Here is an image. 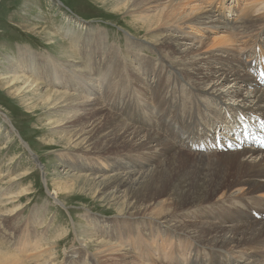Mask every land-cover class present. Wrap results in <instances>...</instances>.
<instances>
[{
    "label": "rangeland",
    "instance_id": "374dc122",
    "mask_svg": "<svg viewBox=\"0 0 264 264\" xmlns=\"http://www.w3.org/2000/svg\"><path fill=\"white\" fill-rule=\"evenodd\" d=\"M120 1L0 0V199H3V202H0V214L4 215L2 217L4 220H1L3 225L5 223L11 233H19L11 245L3 243L14 254L18 252V246H28L26 250L30 251L32 241L36 238L43 244L54 245L56 262L63 264H68L66 260L70 257L80 260L89 257L93 262L95 261V264H113L114 262V264H187L193 257L196 259L189 264H234L240 258H245L246 264H252L255 258L264 264V245L259 241L251 248L239 247L229 255H220L217 259L210 252L211 247L200 248L198 245L200 243L186 235L187 233L179 234L180 238L175 237L171 239L167 247L163 246L161 235H157L165 228L167 229L164 232H169L167 230H171L173 221L166 216L165 219H161L160 216L164 215H159V211L154 210H151L152 213L149 214L146 212V216L141 215L137 219L125 218L127 216H122L119 211L126 212L124 201L125 203L130 202L131 198L125 193H114V195L112 193L114 191L107 192L104 187L105 179L124 163L130 162L137 166L141 161L148 160V163L155 167L166 160L167 156L158 158L156 151L139 150L137 152L129 148L117 153L113 147L102 152L97 149L86 151L78 148L75 141L70 140L71 134L80 130L81 125L75 126L73 130L69 129L68 133L63 131L67 120L60 127H55L53 119L64 114V107L51 108L48 101L57 100V97L70 91L80 98L81 93H86L85 87L95 91L93 97H99L96 92L97 88H99V93L101 89L108 88L105 89L107 93L103 94L106 104L109 101L108 94L109 96L117 95L119 94L117 91H121L123 98L131 95L135 107L146 110L149 116L152 113L155 115L152 111L154 105L152 102L156 92L153 94L149 89L147 96L150 104L145 103L139 93L140 86L142 88L143 84H139L137 80L141 79L146 82V85H154L163 80L164 86L168 85L170 93L182 94L185 120L197 121L204 128L203 130L211 129L210 122L218 119V116L221 119L216 120L215 123L222 120L224 124L229 122L227 117L230 120L238 117L233 113L239 102L235 98L221 101L210 97L207 93L192 101L190 92L192 82L186 78L190 72H184L182 67V63H185L189 68L186 59L181 61L176 52L170 53L163 47L161 48V44L156 42L158 39L156 34L151 33L152 30L147 27H142L144 24L140 22V19L145 14H151L152 11L149 13L142 11V15L133 14L134 12L130 13L129 6H118ZM197 1L202 2L203 0ZM244 1L227 0L228 4L237 2L236 9L229 12L228 16L238 15L236 11L240 9L239 6L241 8L245 6ZM203 2L211 4L212 0ZM251 14L249 12L246 16H251ZM236 15L231 20H236ZM188 27L186 30L190 32L191 29L198 30ZM174 31L179 32L169 27L165 33ZM199 32L201 34L204 32L206 37L209 36L210 41L215 35L209 32L207 27H201ZM237 32L238 34L235 30L230 31L237 39H248L249 44L247 43L246 48L241 45V47L236 46L235 49L234 46L231 48L221 46L217 47L219 51L214 49L213 54L203 53L201 57L222 53L224 58H213V60L224 62L228 59L225 56L229 53L244 60L254 59L261 52L263 54L264 45L256 39L260 33H263L261 38H264V25L260 29H255L256 33L242 34L239 30ZM222 33L224 32L221 31ZM75 45L79 49L74 48V53L69 56V48ZM248 52H250L249 56ZM86 55L88 56L87 66L83 63H79V67L76 66L75 61H78L80 56ZM112 63L121 67L120 72L114 71L112 74L107 71ZM261 66L264 67V62ZM15 67H17L16 70ZM142 67L145 71L141 69ZM118 75L119 77L116 78ZM162 75H165L164 78L157 79ZM24 76L31 77L30 79L36 80V83L30 88L23 85L26 89L17 90V85L22 84V80L20 83L18 80ZM78 79L82 82L78 83ZM260 80L259 78L257 81ZM122 81H125V84ZM247 84L244 80H239L233 88L224 84L218 87L225 91L230 89L237 96L238 93L245 92ZM69 85L83 86L84 92H75L74 88H68ZM114 89L115 93L112 91ZM52 92L54 95L45 100ZM102 92L104 90H101ZM165 95L168 96V94ZM79 98L77 103L81 102ZM169 98H173V95ZM113 99L117 101V104L123 105L124 99L120 100L119 97ZM199 99L204 104L199 102ZM167 101L170 99L158 98L159 103ZM173 102L178 104L179 100L175 98ZM224 103L229 107L230 113H226L224 109L221 111ZM60 104V106L64 105V103ZM196 104L201 111L204 109L208 111L203 112L200 118H197L196 114L195 118H191L192 116L187 111L193 109L191 107ZM60 112L63 114L61 115ZM255 113L264 114V111L259 110ZM122 118L136 126L145 125L143 121L139 124ZM153 118L155 122V116ZM232 125H229L227 129ZM149 127L152 126L149 125ZM216 131L217 129L213 128L212 139L214 135L219 137ZM221 133L231 137L230 132L222 131ZM176 147L179 146L176 145ZM244 148L245 146H241L229 152H240ZM181 149L188 155L198 154L179 147V150ZM225 153L227 152H217L218 155ZM229 178L224 181L225 186L231 185L235 180L232 176ZM230 193H232L231 190L223 189L213 196L215 199L207 204V208L189 207L185 210L184 218L180 219L195 224L207 221L209 215L215 212L219 218L224 216L227 221H231L236 214L241 215L240 212L245 211L252 212L260 219V211L264 209V194L249 195L246 192L240 198L235 197L237 194L230 197ZM19 195H24V197H16ZM170 198L172 195L162 196L159 199L158 208L162 205H170L172 201ZM88 232L96 233L108 242L115 240L121 244L126 240L133 241L142 232L154 236L151 240L147 237L148 241L135 246L133 254L126 255L122 251L116 256H106L104 251L107 250L104 249L109 246H100L96 242H91L95 238L91 239ZM84 238H86L85 241ZM189 238L193 240L190 244L200 249L191 253L189 242H186ZM154 242L158 247L156 244L152 247ZM186 243L188 246L184 245ZM126 248L130 249L128 246ZM97 254L99 255L96 256ZM22 257L24 258L23 255ZM227 258L239 259L234 261Z\"/></svg>",
    "mask_w": 264,
    "mask_h": 264
},
{
    "label": "bare ground",
    "instance_id": "6f19581e",
    "mask_svg": "<svg viewBox=\"0 0 264 264\" xmlns=\"http://www.w3.org/2000/svg\"><path fill=\"white\" fill-rule=\"evenodd\" d=\"M203 1L121 0L118 6H129L131 8L130 13L134 12L133 14L142 15L144 11H147L146 13L152 11V13L150 12L151 14H145V16L140 19V22L144 24L142 27H147L152 30L151 33L156 34L158 38L156 39V42L161 44V48L163 47L164 50H168L170 53L176 52L178 54L177 57H180L181 61L186 59L185 61L188 62L189 68L185 63H182V67L184 72L188 71L191 73H188L189 76L186 78L192 82V86L190 85V92L193 98L192 101L197 97L199 98L200 95H207V93L210 97L218 98L221 101L234 98L239 100L233 113L241 117V120L238 119L231 128L224 129L223 131H225V133L230 132L231 134V131L239 127V125H243V129L246 132L253 131L257 128L261 129L258 126L264 125V114L255 112L259 110L264 111V75L263 72L261 76H258L257 74L258 69L261 70L262 68V62H264V50L263 54L261 52L254 59L246 58L245 60L229 53L225 56L228 59L224 62H215L213 60V58H224L222 53H215L214 55L204 57H201V54H213L214 51L212 50H218L217 47L221 46H230V48L234 46L235 49L236 46L241 45L246 48L249 44L248 39H237L232 33H230V31L235 30V33L237 34L238 30L242 34L256 33L255 29H260V27L264 25V15H261L264 13V0H245V6L243 8L239 6L240 9L236 12H238L239 15L251 11V16L245 17V15H239L237 20L232 21L229 19L228 14L236 9L237 2L233 4L231 1L230 4H228L227 0H212L211 4H207ZM212 6H214V8L216 7V9ZM169 27H172V30L175 28V30L179 32L176 33V31H174L172 33H165ZM187 27L198 30L194 31L191 29L190 32L186 30ZM201 27H207L209 32L215 34L211 41L208 38L209 36H204V32L202 34L199 32ZM221 31L225 34H221ZM259 36H257L256 40L259 39L258 41L264 45V38H261V35ZM75 46L69 48V56L74 53V48H78L77 45ZM262 46H260V48ZM87 61V55L80 56L78 61H75V65L79 67V63H83L87 66ZM118 64H120V62H118ZM14 69L16 70L17 67ZM141 69L145 71L143 67ZM120 70L121 67L119 65L117 66L116 63H112L109 66V69H107V71H110L112 74H114V71L120 72ZM150 73L153 74V72ZM163 76L165 75H162L161 78L158 77L157 79H162L164 78ZM24 77L19 78L18 81L20 83L22 80V84H16L18 86L16 87L17 90H23L35 85L36 80H31V77L29 76ZM117 77H119V75L116 76V78ZM255 78L257 80L260 78L261 80L257 81ZM239 80H244L245 83H248L247 89L243 94L238 93L237 96H235V93L230 89L225 91L218 87L224 84L227 85V87L233 88ZM137 81L139 84H143L142 88L140 86L139 93L140 96L143 97L145 103H149V97L147 96L149 89H151L150 91L153 94L156 92L157 100L158 98L161 100L170 99L169 96L164 94L165 86L163 80L156 82L154 85H146V82L142 79ZM79 82L82 81L78 79V83ZM122 82L125 84V81ZM23 85H27L26 88ZM103 86L105 87L104 84ZM103 86L101 88H103ZM71 87L75 89V92H84L85 90L87 94L81 93V97L79 98L74 92L72 93L70 91L71 93H63L59 96L60 98L57 97V100H52L51 102L49 100L48 104L51 108L64 107V114L62 113V115L60 112L62 116L53 119L55 127H60L65 120H67V122L63 127L64 132H67L69 129L73 130L75 126L81 125L82 128L75 132V134H71L70 139L75 141V145H77L78 148H82L86 151L97 149L99 152H102L113 147L116 149L117 153H121V150L126 151L128 148L129 150L131 149V151L137 152L139 150H145L147 152L152 150L153 152H157L156 154L158 158H164L167 156L166 160L162 161L159 165L157 164L155 167L153 164H149L148 160L141 161L137 166L132 165L130 162L124 163L122 166L117 167L118 169H116V171L112 170V174L105 179V191L109 192V190H112L114 191H111L113 194L125 193L131 198L130 202L126 201L127 203H125L124 201L126 212L122 213L124 210L119 211L122 216H127L125 218L137 219L141 215L146 216L147 213H152L150 212L151 210H154L155 212L159 211V215H164L160 216L161 219H165L164 217L166 216V218L173 221V224H171L173 227L171 230H167L169 232H164V230L167 229L165 228L157 235H161L160 238L163 246L167 247V244H169L171 239L175 237L180 238L181 236L179 234L187 233L186 235L194 241L199 242L203 246L211 247L209 249H211L210 252H212L215 259L219 258L220 255H227L226 253L221 254L222 251L230 254L239 247L246 246L251 248L259 242L264 245V209L260 211V219L255 217L252 212L247 211L240 212L241 215L236 214V217L231 221H227L224 216L219 218L215 212L211 213L205 222L193 224V222H186L180 219L184 218L185 210L189 207L202 206L207 208V204L215 199L213 196L216 193H220L223 189L226 191L231 190L232 193H230V197L237 194L235 197L241 198L246 192L249 195L264 194L263 146L246 142L242 145L245 146L244 150L240 152L234 151L218 155L217 151H211L215 154L213 155L212 153V156H206L205 150L199 151L200 154H190V156L182 149L179 150V147H176V145H174L165 134H161L154 130L153 116L155 115L152 113L149 116L147 115L146 110L135 107V103L130 97L131 95H126V99H130L133 103L135 117L141 118V121H143L145 125L142 124L136 126L128 123L122 118L123 115L121 108L118 110L117 108H113V110H111L103 100V94L107 93L105 89L108 88L101 89L102 91L104 90L102 93L101 90L99 93V88H97L96 92L99 97H93L95 91L89 87H85V89L82 90L83 86L73 87L72 85H69L68 88L71 89ZM115 92L116 91H114V93ZM78 94L80 95V93ZM53 95L54 93L52 92L45 98V100L50 99ZM78 98L81 102L77 103L76 101H78ZM174 100L175 98L173 97L172 101ZM207 100L212 101L210 99ZM60 103H64V105L60 106ZM152 103H154V99ZM223 109L226 113H230V109L226 103L221 107V111ZM187 112L192 116L191 118H195L194 109H190ZM218 119H221V117L218 116ZM218 119L210 122L211 129L203 130L204 128H201L200 133H205L212 138L213 128L219 126V129L221 130L224 125L222 120H219V123H215ZM245 121L249 122L246 123ZM255 121L257 122L256 126L254 125ZM149 125L152 127H149ZM178 125L186 126L188 132L196 135V137L191 138L192 140L195 138V142L198 141L200 137L204 136L199 134V137V135H197L198 132L193 130V126L196 125L199 126V128L201 126V124L195 120H184L179 118ZM80 133L81 135H79ZM217 133H220L219 130ZM242 138L243 136L239 134L237 141L234 143L236 147L239 145L238 140ZM78 139H80L79 142ZM200 143H203L202 139L198 144ZM212 143L211 147L213 149L226 147L225 144L229 145L228 140H225L224 137L221 141ZM147 174L149 175L147 176ZM231 176L235 180L231 185L225 186L224 181ZM98 183L100 186V182ZM165 195H172V198H170L172 200L171 204L162 205L161 208H158L160 203L159 199ZM16 197L23 198L24 195ZM0 202H3V199H0ZM9 212L11 213V211ZM3 216V214H0V221L3 219ZM180 225L182 227H180ZM18 234L19 233L17 232L15 234L13 232L11 233L6 224L4 223L3 225V222H0V264H63L56 262L54 245L51 246L48 243L43 244L36 238L34 240L31 239L33 240V245L30 247L32 248L30 251L26 250V247L28 246H18V252H14L13 254L7 245H11ZM88 234L91 239L95 238L91 240V242H96L100 246H109V248L104 249L107 250L104 251V253L106 252V256H116L122 251H124V254L126 255L133 254V252H135V246H138L141 243L143 244V242L148 241L149 239L151 240L154 236L142 232V234L137 236L133 241L126 240L125 243L121 244L115 240L113 242H108L104 237L97 236L96 233L92 234L91 232H88ZM147 237L149 239H147ZM83 240L85 241L86 238ZM153 244L155 245L156 243H152V247L154 246ZM127 246L130 247V249H127ZM156 247H158L157 244ZM98 255L99 254L96 256ZM66 261L68 264H95V261L93 262L89 257H85L84 260L70 257ZM238 261L246 264L245 258H240ZM252 264L262 263L255 258Z\"/></svg>",
    "mask_w": 264,
    "mask_h": 264
}]
</instances>
